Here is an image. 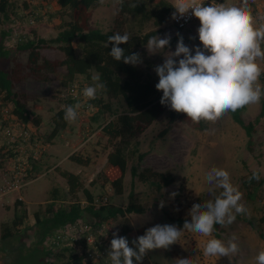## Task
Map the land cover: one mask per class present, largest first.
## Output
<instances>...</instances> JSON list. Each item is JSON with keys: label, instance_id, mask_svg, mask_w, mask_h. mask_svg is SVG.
<instances>
[{"label": "rangeland", "instance_id": "obj_1", "mask_svg": "<svg viewBox=\"0 0 264 264\" xmlns=\"http://www.w3.org/2000/svg\"><path fill=\"white\" fill-rule=\"evenodd\" d=\"M234 1L238 0H216L217 4L226 5H231ZM8 2L7 18L0 13V34L1 31L6 30H8L7 33L13 30L20 31V14L25 16L29 12H34L33 7L36 11L43 12V17L35 16L34 20L32 17L29 24L39 37L55 36L62 22L67 20L66 14L60 13V10L48 0H8ZM115 4V0H104L103 4L98 0L92 5L90 26L101 31L111 29L116 17ZM261 9L252 8L253 11ZM49 14L51 17L48 16ZM199 26L192 23L178 28L170 22V18L157 27H154L151 21H146L139 26L132 16H126L124 30L129 34L142 35L151 29L158 28L156 36L159 38L170 35L179 39L177 35L179 33L183 36L185 45L192 49L193 54V50L200 42L197 31ZM178 39L155 54L148 52L146 47L148 40L137 49L136 52L142 58V63L137 66L142 75L148 76L154 85L159 82L155 67L163 64L167 53L175 51ZM1 40L3 43L4 39ZM4 47L12 50L6 60L0 59V65L6 67L19 65L22 78L13 84V91L23 94V102L32 113L31 116L39 117L37 127L31 121L27 122L30 131H34L43 142V149L38 156L39 161L45 153L50 157L42 163L37 162L35 169H30L29 181L18 193L9 192L0 197V236L2 226L9 225L12 221L14 200H21L27 214L26 225L21 229L19 226L16 234L6 240H1L0 237V264H11L19 260L20 254H24L23 249L32 243L34 232L32 213L35 210L44 207L50 200L63 206H67L72 201H84L81 190L66 194L67 185L57 170L75 171L82 187L90 191L94 206L100 204L101 201L97 200L105 198L102 203L125 207L129 203L128 193L131 190L132 201L143 206V212H130L123 216H116L108 225L118 230L123 223H126L132 229L144 227L145 233L146 229L156 224H173L168 217L190 219L189 210L194 203L203 204L209 199H214V196L208 192L205 181L207 172L213 167L224 168L230 173L231 182L243 193L241 202L247 207V213L238 214L230 225H217L211 237L185 230L180 241L171 245L169 249L149 251L142 262H134V264H176L177 259L181 257L191 258L194 264H256L255 256L264 250V240L258 236V232L264 235V183L255 193V197L247 201L241 187V178L257 169L261 170V175L264 174V117L254 124L253 144L249 150L246 147L244 130L232 121L229 113L215 123L206 122L204 129L195 128L192 121H177L166 134L158 136V132L167 120V106L135 137L134 142L129 143L123 150L126 167L122 179V192L116 194L108 185H105L98 172L105 162L106 154L117 142V139H109L101 131V126L125 110L122 99L109 98L102 94L101 90L98 91L96 98H101L103 102L108 103V111L99 112L97 119L91 120L89 115L94 108L90 111V108L80 107L77 111L83 112L78 113L75 122L67 121L65 128L58 131L51 140L47 139L53 127L52 116L63 105L66 89H70L72 83L81 88L92 86L96 83L92 77L97 74L90 70L89 78L85 75H75L73 81L68 83L70 87H61L56 76L45 70L41 72L40 78H33L27 73L25 67L26 52L16 51L11 45L9 47L4 45ZM73 47L77 54L79 45L73 43ZM39 52L41 57L48 59L63 58L62 52L55 45L41 48ZM180 58L182 56L173 57L177 61ZM57 71L63 72L64 67H59ZM259 82L264 86V76L262 79L259 78ZM158 92L163 95L162 90ZM259 106L260 104L245 106L240 115L242 121L244 123L252 121L259 111ZM0 108L8 110L11 109V105H0ZM80 114L83 116L81 119ZM132 148L144 154L141 160L136 158L135 153H130L129 150ZM71 153L84 163L77 164L70 160L68 156ZM5 159L0 156V183L6 172L7 160ZM131 166L138 169L149 166L158 171L169 172L173 176V182L169 186H161L156 182H141L133 178L131 186L129 173ZM220 191L222 190L217 189L216 194L218 195ZM172 193L176 195L173 197ZM18 195L20 199H17ZM161 201L164 202L163 208L160 207ZM233 236L236 237V242L240 246L238 254L219 258L206 257L203 254V248L208 239L217 238L227 242ZM52 261L55 262L56 258L53 257Z\"/></svg>", "mask_w": 264, "mask_h": 264}, {"label": "trees", "instance_id": "obj_2", "mask_svg": "<svg viewBox=\"0 0 264 264\" xmlns=\"http://www.w3.org/2000/svg\"><path fill=\"white\" fill-rule=\"evenodd\" d=\"M48 1H51L60 10V13H65L67 20L62 22L55 36L42 38L36 35L35 30L29 24L32 17L33 20L35 16L43 17V12L36 11L35 7H33L34 12H29L25 16L20 14V40L15 44L14 49L19 52H26L25 67L27 73L33 78H40L41 72L45 70L56 76L61 87L68 88L70 87L68 83L70 84L73 81L75 75H85L89 78V71L93 70L100 77V82L106 85L105 89L101 90L102 94L109 98L120 97L122 99L125 110L116 114L113 119L101 126V131L109 139H117V142L106 154L105 162L98 172L105 185H108L114 193L120 194L126 167L123 150L127 148L129 143L134 142L135 137L167 106L160 103L162 94L158 92L153 81L148 76H143L137 65L125 64L123 59L120 61L114 60L109 55L112 45L109 44L108 47H105V44L108 36L116 32L125 33L124 23L126 16H132L139 26L146 21H151L152 25L157 27L170 18L174 6L168 0H124L122 6L115 4L116 17L113 27L107 31H101L98 28L91 27L89 24L91 17L90 7L96 4L98 0ZM133 4H136V6L132 7ZM8 5V0H0V13L4 18H7ZM117 8L120 9L118 13ZM48 16L51 17L50 14ZM22 17H24L23 20ZM177 27L179 28L180 26L177 25ZM157 32L158 28L151 29L142 35L132 33L130 34L131 39L129 42L121 44L120 47L125 49V55L137 53V49L145 44L150 37L156 35ZM3 36L4 32L1 31V38ZM177 39L178 37L172 36L170 44ZM73 43L79 45L77 54H75ZM50 45H55L62 52L63 58L48 59L41 57L39 50ZM10 50L12 49L4 48L0 43V59L6 60L11 52ZM59 67H64V71L58 72L57 69ZM263 76L264 74L261 75L260 79ZM21 78L18 64L11 67L0 65V105H11L10 113L14 121H19L21 124L31 121L37 127L39 117L31 116L32 113L23 102V94H17L13 91V84ZM66 90L67 93L63 99V105L52 116L53 127L49 131L47 139L51 140L58 131L65 128L67 121L64 119V110L67 106L81 103L80 107L82 109L90 108L91 111L94 108L89 115L91 120H96L99 112L109 110L108 103L103 102L101 98L94 100L86 97L75 98L71 89ZM259 104L258 113L252 121L247 123H244L240 116L244 108L236 112H228L232 121L244 130L246 147L249 150H251L253 144L252 132L254 124H257L264 117V98L261 99ZM82 112L81 110L78 113L82 114ZM81 114L80 119L83 117ZM177 121L190 122L191 119L185 113H178L171 110L168 106L167 120L157 135L163 136L166 134ZM193 126L197 129H204L206 122L193 123ZM129 151L131 154L135 153L138 160H141L144 156L142 152H137L135 148ZM0 156L4 158V153L1 149ZM68 158L77 164L84 163L74 153H71ZM35 162L34 159L30 164L32 169L36 167ZM253 171L241 178V187L247 201L255 197V193L264 183V174L261 175L259 181L249 179ZM57 172L65 180L67 185L66 194H73L81 190L84 201H72L67 206H63L50 200L47 205L35 210L32 213L34 225L32 243L29 244V247L23 249L24 254H20V259L11 264H97L86 257L85 246L81 240L73 242L71 240L60 241L53 248L45 246L44 242L47 241L50 235L77 221L81 222L83 220L82 222L90 228H102L110 238H113V233L117 232L119 236H125L129 240V246H133L131 244L133 239L144 234V227L132 229L128 224L123 223L116 230L108 225L116 216H123L130 212H143V206L132 201L131 190L128 193L129 203L125 207H115L101 202L98 206H94L90 191L82 187L77 174L67 170H57ZM129 173L131 186L133 178L141 182H156L161 186H169L173 182L171 173L158 171L149 166L141 169L131 166ZM97 201H102V198ZM13 206L12 221L9 225L2 226L1 240L10 238L16 234L19 226L21 229V227L26 225L27 214L22 207L21 200H14ZM168 218L177 227H183L185 220ZM258 236L264 240V235L261 232H258ZM76 244L80 247H77ZM53 257L56 258L55 262L52 261Z\"/></svg>", "mask_w": 264, "mask_h": 264}, {"label": "clouds", "instance_id": "obj_3", "mask_svg": "<svg viewBox=\"0 0 264 264\" xmlns=\"http://www.w3.org/2000/svg\"><path fill=\"white\" fill-rule=\"evenodd\" d=\"M103 4L104 0H100ZM123 5L124 0H115ZM176 11L173 18L191 14L200 21L197 29L200 46L195 47V54L184 43L183 36L177 41L175 51L166 54L161 65L155 67L159 82L155 85L162 90L160 103L171 110L185 113L193 123L201 121L215 123L228 112H236L248 105L259 104L264 98V86L259 78L264 74V15H254L249 0H239L238 4L205 5L204 0H174ZM133 4L132 7H135ZM117 8V13L119 12ZM131 39L129 33L116 32L108 36L105 47L111 44L109 55L116 61L123 59L125 64L136 66L142 63L139 53L125 55L120 47ZM170 35L159 38L154 35L147 41L150 54L163 51L169 46ZM210 53V54H206ZM178 61L173 57H181ZM96 83L83 89V96L94 100L106 85L100 82L98 75H93ZM80 104L67 106L64 119L75 122ZM261 170H254L249 178L259 181ZM208 192L214 196L203 204L194 203L189 210L190 219L183 227L174 224H156L146 229L143 235L132 240L113 233L108 256L111 264H134L142 262L149 251L169 249L180 241L185 230L211 237L216 225L232 224L238 214H246L247 207L241 202L243 193L231 182L230 173L224 168L213 167L206 176ZM221 189L219 194L216 190ZM173 197L176 193L171 194ZM160 207H164L161 201ZM240 252V246L233 236L227 242L208 239L203 254L206 257H231ZM256 264H264V250L255 256ZM176 264H194L189 257L178 258Z\"/></svg>", "mask_w": 264, "mask_h": 264}, {"label": "built area", "instance_id": "obj_4", "mask_svg": "<svg viewBox=\"0 0 264 264\" xmlns=\"http://www.w3.org/2000/svg\"><path fill=\"white\" fill-rule=\"evenodd\" d=\"M174 3V0H170ZM205 5L217 3L216 0H204ZM262 8L260 11H253L254 15H264V0L256 4V9ZM174 8L170 15V22L178 26H189L192 23L200 25L197 17L191 14V10L185 16L174 19ZM198 26V25H196ZM14 40H20V35L16 34ZM197 46H202L200 41ZM195 54V49L193 50ZM206 54H210L207 53ZM264 67V66H262ZM70 89L72 95L77 97L83 96V89L77 84H71ZM0 149L7 156V164L5 169V176L0 183V197L7 193H18L29 181V172L31 163L36 160L39 153L43 149V142L39 136L30 131L28 124H21L19 121H14L10 113V109L0 108ZM41 150V151H40ZM29 172H28V171ZM20 199V196H17ZM105 198L102 199L104 201ZM101 201V203H102ZM102 228H90L82 221H77L68 224L49 236L45 241L47 248L55 247L60 241L81 240L85 246L86 257L97 264H111L108 256L110 250L111 240ZM77 247H80L76 244Z\"/></svg>", "mask_w": 264, "mask_h": 264}, {"label": "flooded vegetation", "instance_id": "obj_5", "mask_svg": "<svg viewBox=\"0 0 264 264\" xmlns=\"http://www.w3.org/2000/svg\"><path fill=\"white\" fill-rule=\"evenodd\" d=\"M7 31L8 30H6V31H2V32H4V36L1 38V39H4V42L2 43V40L0 39V43L2 44V46L4 47V45H6V47H9L10 45H11V47H15V44L18 42V41H16V40H14V36L16 35V34H18V35H20V32L18 31H15V30H13V31H10V32H8L7 33ZM0 36H1V34H0ZM5 38H7V39H5ZM9 42H11L10 44H9ZM4 44V45H3ZM5 48V47H4ZM9 49V48H8Z\"/></svg>", "mask_w": 264, "mask_h": 264}, {"label": "crops", "instance_id": "obj_6", "mask_svg": "<svg viewBox=\"0 0 264 264\" xmlns=\"http://www.w3.org/2000/svg\"><path fill=\"white\" fill-rule=\"evenodd\" d=\"M249 2H251L250 4H252V7L251 8H256V4L258 3V2H261V0H249ZM239 3V0L238 1H234L233 2V4H238ZM46 154L47 153H45V154H43V156L41 157V159H40V161H39V157L36 159V162L35 163H42L43 161H45V159L46 160H48V158L50 157V156H46ZM105 161V160H104ZM104 163V162H103ZM72 173H76L75 171L74 172H72Z\"/></svg>", "mask_w": 264, "mask_h": 264}]
</instances>
